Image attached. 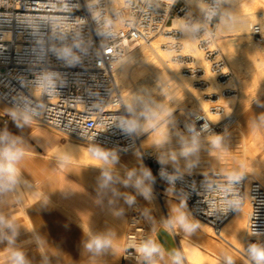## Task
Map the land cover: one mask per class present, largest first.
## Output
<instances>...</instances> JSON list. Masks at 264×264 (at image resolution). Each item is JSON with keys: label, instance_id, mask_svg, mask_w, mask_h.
I'll use <instances>...</instances> for the list:
<instances>
[{"label": "built area", "instance_id": "built-area-1", "mask_svg": "<svg viewBox=\"0 0 264 264\" xmlns=\"http://www.w3.org/2000/svg\"><path fill=\"white\" fill-rule=\"evenodd\" d=\"M208 10L217 13L211 20ZM220 10L219 0H204L199 14L189 12L184 0H0V101L77 141L114 152L134 150L139 141L135 131L128 130L131 121L115 80L116 65L132 45L157 34L180 33L169 28L180 17L210 70L224 79L228 71L214 46ZM193 25H199L198 30ZM251 33L261 40L259 25ZM171 44L183 48L179 42ZM220 109L209 107L211 112ZM7 117H1L0 126ZM180 127L195 136L220 129L203 110L195 109L187 110ZM143 156L158 182L214 233L248 201L245 248L264 242L260 182L243 173L188 174ZM230 176L239 178L230 181ZM126 218L121 258L141 264L147 259L137 246L151 240L149 228L136 204L130 205Z\"/></svg>", "mask_w": 264, "mask_h": 264}, {"label": "bare ground", "instance_id": "bare-ground-1", "mask_svg": "<svg viewBox=\"0 0 264 264\" xmlns=\"http://www.w3.org/2000/svg\"><path fill=\"white\" fill-rule=\"evenodd\" d=\"M184 1L187 5L194 4L198 8L204 3V0ZM219 1L222 10L220 12L222 13L218 26L222 32H236V37L234 39L221 38L217 46L221 50L220 52L226 55L231 66L233 65L234 70L232 71L236 75L238 73L245 75L244 80L240 81L241 83L237 79L241 85L238 103L242 104L249 101V89L254 85V82H251L252 76L254 78L256 76L264 78V45H259L249 37H244V35L250 36L249 32H252L255 24L259 25L261 30H264V0ZM115 4H118V2L115 1ZM193 10L195 9L193 8ZM181 20L180 17H175L169 28L180 32L183 51L192 57V63L199 65L197 68L203 70L204 74L207 75L208 93L216 95L217 99L204 98L198 87H195L193 82L190 81L191 78H188L190 80L186 79L179 71V67L171 63L168 53L172 50L161 48V44H165L167 42L165 39L169 37L158 36L149 45L138 43L140 44L139 47L133 48V52L129 51L116 65L114 76L122 93L131 124L135 125L134 131L139 146L144 152L155 150L158 162L172 164L188 174L223 176V174L212 172L211 169L227 167L232 171L229 175L247 174L264 186V154L260 157L255 155L258 148L262 147L258 145V148H254L253 141V145L250 146L245 139L243 140V136L239 131L237 113L228 116L223 114L224 110L220 103H227L232 99L224 94L225 88H220V85L216 86L214 84L215 78L207 69V61L197 50L196 42L189 38V26L184 25ZM142 51L146 52L144 58L139 57ZM257 83H259V79ZM260 83L262 85V80ZM260 86L259 89L261 90ZM254 87L257 86L254 85ZM257 88L255 89L257 90ZM209 102H215V105L220 106L222 111L211 112L208 106ZM2 104L0 102V108L5 109L4 104ZM188 109L203 110L211 124H218L225 131L222 133L213 131L203 136L191 135L180 127ZM238 134L240 139L236 138ZM69 141L71 144L74 143L72 140ZM81 146L88 150L86 156L88 164L128 175L131 173L129 176L141 189L143 195L145 189H149L150 176L147 175L148 172L144 167L139 149L120 153L121 158L116 159L104 152H95L86 146ZM186 151L188 152L187 155L184 154ZM91 161L97 162L91 163ZM137 181H140V183L137 184ZM158 193L166 213L170 215L173 221L170 230L172 234L177 235L179 227L174 226V224L176 217L182 214L178 208L179 205L177 206L175 199L166 195L165 191H158ZM152 195L149 189L147 196L144 195V197L145 199L149 197L154 199L155 195ZM248 215L249 203L246 201L240 209L225 221L218 233H214L208 224L200 221H198L200 227H195L192 231L183 230L182 237L189 239L204 251L192 247L193 245L190 247L188 245L191 244L183 241L186 261L195 260L199 264H222L221 262L228 264L230 257L232 264H247L246 261L249 264H254L248 254V249L245 248L248 240ZM187 220L192 223L189 218ZM211 232L216 238L210 235ZM260 246H264V242Z\"/></svg>", "mask_w": 264, "mask_h": 264}, {"label": "crops", "instance_id": "crops-1", "mask_svg": "<svg viewBox=\"0 0 264 264\" xmlns=\"http://www.w3.org/2000/svg\"><path fill=\"white\" fill-rule=\"evenodd\" d=\"M263 119L264 112L259 122ZM3 128L9 134V141L15 140L25 152L19 160L23 175L41 186L35 188V193H41L43 199L26 204L25 216L19 221L15 220V223L30 227L35 240L42 243L40 249L47 263L136 264L121 258L124 245L119 257H116L119 233L123 217L126 216V196L119 185L123 184L122 175L130 176L88 164V150L77 143L71 144L69 140L64 142L65 137L60 132L43 124L33 125L8 116ZM239 131L242 134L240 123ZM258 133L260 135L259 130ZM255 137H258L256 130ZM259 137L261 140L258 139V145L263 148L264 139L261 135ZM63 156L69 158L66 163L70 166L57 167L50 159L61 160ZM105 172L111 176L106 185ZM0 209V217L8 222L10 207L4 205ZM13 232V226H5L0 230V237ZM154 236L151 241L168 248L162 247V259L159 255L153 257L154 264H173L175 249L167 234L157 231ZM97 238L110 243L99 251L95 247L89 249L87 245ZM141 264H149V261ZM181 264H184L183 261Z\"/></svg>", "mask_w": 264, "mask_h": 264}, {"label": "rangeland", "instance_id": "rangeland-1", "mask_svg": "<svg viewBox=\"0 0 264 264\" xmlns=\"http://www.w3.org/2000/svg\"><path fill=\"white\" fill-rule=\"evenodd\" d=\"M203 6H204V3L202 4V6L200 8H198L194 4H191V5H187V9L189 12H193V13L198 14L201 12ZM191 7H192V9H191ZM193 8L195 10H193ZM221 13L222 12L219 13L218 18L216 19V37L214 40V46L216 48V54L218 56L222 57V59L224 60V65H225V69L228 71V76L222 80H218L216 78V75L210 70L209 62H207V69H208L209 73L211 72L210 74L212 75V77L215 78L214 84L216 86L220 85V88H225L223 91L224 94L226 96H229V98L232 99V101H233V102L230 101L227 103H223V102L220 103L223 107V110H224L223 114L228 116V115H231L232 113H237L238 114V115L236 114L237 120L240 123V128L242 131L243 140L245 139L250 146L253 145V143H252V141H253L254 142V145H253L254 148H258L259 140H261V138L259 136L261 135V137L264 139V119L261 122H259L262 115H263V112H264V87H263L264 78L263 79L258 78L256 75H255L256 78H254V76H252L253 78H251V82L252 83L254 82L253 84L255 86H257L258 88L254 87V85H253V87L251 88L253 90L249 89V91H250L249 101H246L245 103H242V104L238 103V95H239V92L241 89V85L238 83L237 79L239 80V82L240 81L242 82V80H244L243 77H245V75L243 73L242 74L238 73L236 75V73L234 71H232V70H234L233 65L231 66V63L226 58V55H223L224 53H221L220 52L221 50H219V47L217 46L218 41L221 40V38L222 39L223 38L224 39H234L236 37V32H234V31L222 32L220 30L218 25L220 23ZM181 21L183 22L184 25H186L183 20H181ZM189 30H190V28H189ZM249 35L250 36L244 35V37H249V39L255 41L259 45H264V36H263L264 30H261V40H256L252 36L251 32H249ZM158 36L162 37V36H166V35L157 34L154 37H152L149 41L144 42V44L149 45L150 42L153 39L157 38ZM180 36H181L180 33H177L176 35L165 39L167 42L165 44H161V48L167 49V50L168 49L172 50L171 52L168 53L169 54V60L171 61V63H174L175 65H177V67H179V71L184 75V77L186 79L191 78V80L190 79H188V80L192 81L195 87H198L201 95L204 98L209 99V100H216L217 99L216 95L208 93L207 86L209 83H208L207 75L204 74V71L197 68L199 65L192 63L193 62L192 57H190V56L179 57V55L180 56L186 55V53L183 51V48L175 49V47H177V44H173L176 46H173L171 44L173 42H179L180 44H182L181 43L182 39L180 38ZM189 38L193 39L190 35H189ZM243 39H246V38H243ZM167 43H170V44H167ZM139 45L140 44L132 45L130 52H133V48L139 47ZM164 51H166V50H164ZM199 53H201V56L203 57L202 52L199 51ZM177 54H179V55H177ZM145 55H146V52L142 51L141 54L139 55V57L144 58ZM255 79H256V81H254ZM258 79H259V83L256 84V82H258ZM261 80H262V85L260 83ZM216 81H218V82H216ZM219 82L223 83V84H220ZM258 84L261 85V86L259 85L261 87V90L259 89ZM255 88H257V90ZM254 89H255V92H254ZM251 91L253 92V94ZM251 94H252V96H251ZM256 96H258V97H256ZM212 105H215V102H209L208 106L210 107ZM3 106L5 107V109L0 108V119L2 116H10L11 119L18 120V121H24L23 115L11 110L10 108H7L5 105H3ZM241 108H243V109H241ZM148 109H150V108H148ZM198 110H200V109H198ZM221 111H222V108L220 110H218L217 112H221ZM13 112L16 113L15 117H13V115H12ZM28 123L33 124V125L38 124L37 122H35L34 120H31V119H30V122H28ZM255 130L258 134L257 138L255 137ZM258 130L260 132V135L258 133ZM224 131L225 130L220 127V129L217 132L222 133ZM4 132H6V129H4L3 126H0V135H2ZM62 135L65 137V139L63 140L64 142L68 141V140H72L74 143L86 146L95 152H97V151L104 152L105 154H107L109 156H112V157L114 156V158H116V159L121 158V156L119 155L120 153H125V152H114V151L105 150L103 148H99L96 146L86 144L84 142L74 140L73 138H71L67 135H64V134H62ZM236 138L240 139L239 134H238V137H236ZM149 139H151V138H149ZM253 139H256V140H253ZM1 144L3 145V142H0V145ZM136 149H139L142 161L144 163V167L147 170V172H149V169L146 165L143 154H145L146 158H148V159L152 158L154 160H157L156 159V151L155 150L154 151L146 150L144 152L141 150L139 145ZM130 151H132V150H130ZM126 152H129V151H126ZM262 154H264L263 148H258V151L255 152V155H257L259 157ZM50 159L53 161V163L56 164L57 167H64L66 165L70 166V164H68V163H63V166H61V164H62L61 160H54L52 158H50ZM20 161H21V159H20ZM20 163L21 162L18 161L15 165V167L19 170L18 175L16 176V182L11 187L7 188L6 190H0V206L8 205L10 207V210L8 213H11V216H10V220L8 222L11 223V225L13 226L14 232H15V235L9 234L6 237H0V240H2V241H0V264H13L12 253L16 252V251L23 253L25 264H35V263L36 264H48L46 258L43 256V252L40 249V244H42V243L41 242L39 243V241L35 240V238L33 237V234L31 233L30 227L24 223H20V224L15 223V220L19 221L20 218L22 219V217L25 216L24 207L26 204L32 203L35 200H42L43 199L42 198L43 195H41V193H37V194L35 193V188H37L38 186L41 187L40 184L35 185V182H32L30 179H28L27 177H25L23 175V171L21 170L22 168L19 167ZM167 165H170L173 168L177 169L172 164H167ZM177 170H179V169H177ZM179 171H181V170H179ZM211 171L214 173H220L223 175H229V173L232 172L231 169H229L227 167H217V168L211 169ZM181 172H183V171H181ZM240 174H242V173H240ZM234 175H236V174H234ZM249 177H252V176L249 175ZM121 180L123 181V184L119 185V186L124 189L125 196H126L125 207H124V211H125L126 216L123 217V223H122L123 226H122V229L120 230V233H119L120 236H119V241H118V245H117V256L116 257L117 258L119 257L122 246L124 244V235L126 232V219H127L126 217H127L129 207L131 204H136L137 208L141 212V214H142V216H143V218H144V220H145V222L149 228L151 239L153 237H155L154 236L155 232L164 231L167 234V236L169 237L171 244L173 245V248L175 249V253L179 252L181 254V261H183L184 264H199L195 260H191V261L187 260L186 261V251H185V249H183V241H185V243L188 242L187 244H191V245H188L190 247L192 245H193L192 247H197V246L192 241H190L189 239H184L182 237L181 234L184 232L183 231L184 229L179 227L178 228L179 233L177 235L172 234V232L170 230V227H172L171 223H173V221H172V218L170 217V215H168L166 213V209L163 206V202L160 199V195H159L158 191H160V192L165 191L166 195L175 199L177 206L179 205L178 208L180 209L181 213L182 214L184 213V215L187 216V218H189L192 223L197 224L198 225L197 227H200V223L197 220H195L189 214V212L187 213L188 210H187V208H185L186 207L185 204L174 194V192L167 190L165 186L161 185L152 173L150 175L149 189H150L151 193L153 194L152 196L155 195L154 199H152L151 197L145 199L141 189L138 186H136L134 181L131 180V178L128 177L127 175H122ZM33 181H35V180H33ZM37 181L40 182L41 179H37ZM0 210H2V209H0ZM163 224H165V225H163ZM5 226H6V224L0 225V230L3 229ZM181 230H182V232H181ZM210 235L215 237L212 232L210 233ZM3 243H4V245H2ZM197 248L200 251L202 250L200 247H197ZM164 249H168V248H164ZM37 252L39 253V256L37 255ZM202 252H204V251L202 250ZM217 260H219V259H217ZM221 263L226 264L224 262H221ZM246 263L249 264L247 261H246Z\"/></svg>", "mask_w": 264, "mask_h": 264}, {"label": "clouds", "instance_id": "clouds-1", "mask_svg": "<svg viewBox=\"0 0 264 264\" xmlns=\"http://www.w3.org/2000/svg\"><path fill=\"white\" fill-rule=\"evenodd\" d=\"M217 13L215 10H208L207 12V19L211 20L213 16H215ZM223 22V17L221 18ZM199 25H193V30H198ZM13 117H15L16 113H12ZM24 122L28 123L30 122V117L25 116ZM135 125L130 124L128 130L132 131L134 130ZM9 134L7 132H4L2 135H0V142H3V146H0V190H6L7 188L11 187L16 182V176L18 175V169L15 167L16 163L25 155V152L23 148L18 147L15 140L9 141L8 139ZM195 143V141H194ZM185 155L188 154L186 151L184 153ZM68 157L63 156L61 157L62 164L68 162ZM131 175V173L129 174ZM147 175H151L150 172L147 173ZM104 185L107 184L109 180H111V176L105 172L104 173ZM239 177H229V180L238 179ZM140 181H137V184H139ZM149 189H145L144 195L147 196ZM7 227H12L10 222H5L3 217H0V225H5ZM174 226L181 227L185 231H192L195 227H197V224L190 223L187 220V217L184 214H181L176 217ZM13 235H15V232H13ZM107 243H110V241L101 240L97 238L96 240L90 242L87 247L89 249H92L95 247L97 251L101 247H104ZM137 250L144 255V257L149 261V264H154L153 257L155 255H159L162 259L164 256V250L162 246L155 243L154 241H147L146 243H143L139 246H137ZM248 254L251 258V261L254 262V264H264V246H259L257 244H252L248 248ZM13 258V264H25L24 262V256L23 253L16 251L12 253ZM173 264H181V254L179 252H176L172 256ZM228 264H232L231 258L228 259Z\"/></svg>", "mask_w": 264, "mask_h": 264}, {"label": "snow or ice", "instance_id": "snow-or-ice-1", "mask_svg": "<svg viewBox=\"0 0 264 264\" xmlns=\"http://www.w3.org/2000/svg\"><path fill=\"white\" fill-rule=\"evenodd\" d=\"M97 161H91V163H96Z\"/></svg>", "mask_w": 264, "mask_h": 264}]
</instances>
